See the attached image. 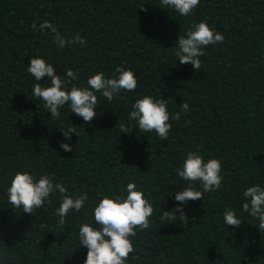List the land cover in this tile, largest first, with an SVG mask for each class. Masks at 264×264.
Wrapping results in <instances>:
<instances>
[{"label": "trees", "instance_id": "trees-1", "mask_svg": "<svg viewBox=\"0 0 264 264\" xmlns=\"http://www.w3.org/2000/svg\"><path fill=\"white\" fill-rule=\"evenodd\" d=\"M161 0H0V260L3 264H83L73 213L63 226L51 205L23 213L3 196L16 171L53 175L69 195L88 193L89 209L101 195L119 193L135 182L152 203L151 226L137 230L129 264H264V229L240 209L247 186L264 184V0H201L182 17ZM57 33L86 44L59 49ZM206 21L224 35L209 45L201 68L176 62L175 43ZM44 57L58 74L75 71L77 86L117 66L138 77L135 92L109 102L102 97L97 117L84 122L66 108L51 118L32 95L31 58ZM45 80L47 77L44 78ZM43 83V82H41ZM142 95L166 101L172 129L167 140L141 133L126 116ZM189 111H182L183 103ZM75 133L65 140L62 130ZM122 128L127 133H121ZM72 151L60 148V141ZM222 160L220 190L184 205V216L167 219L182 184L176 175L185 153L196 149ZM169 191L172 195L168 196ZM237 209L243 224L227 226L223 213Z\"/></svg>", "mask_w": 264, "mask_h": 264}, {"label": "clouds", "instance_id": "clouds-1", "mask_svg": "<svg viewBox=\"0 0 264 264\" xmlns=\"http://www.w3.org/2000/svg\"><path fill=\"white\" fill-rule=\"evenodd\" d=\"M200 2L161 0L162 8L172 9L182 17L193 15ZM31 27L34 31L51 30L55 34L54 43L59 49L71 43L86 44L80 35L71 40L61 37L48 21L40 23L38 28L33 22ZM223 41L222 33L210 27L206 21H201L180 35L172 55L176 62L200 69V58L205 55V48ZM27 72L35 81L32 85L33 97L40 100L47 113H51V118L56 120L61 118V111L66 108L84 122H91L97 117L101 102L97 93L99 97L111 102L118 99L122 92H135L138 87L136 73L121 66L116 67L111 77L104 72H96L81 86L73 84L78 79L75 71L68 69L63 75L58 74L55 66L41 56L31 58ZM189 110V104L183 103L182 111ZM126 118L130 122L135 121L141 133L155 132L161 140H167L172 129L166 101L153 95H142L136 99ZM127 132L122 128L121 133ZM62 133L65 140L70 141L75 131L69 126ZM72 147L71 143L60 141L63 151L71 152ZM222 163L218 158L206 159L198 148L185 153L181 166L175 170L182 184L177 185L179 190L174 194V209L171 212L164 211L165 218L174 219L177 215L185 217L184 205L187 202L203 198L205 192L220 190L224 181ZM170 195L172 193L169 191ZM3 196L13 209L22 208L23 213H34L36 209L51 205L54 199L58 200L55 216L61 226L73 213L83 211L87 219L78 224L79 247L87 249L83 264H129L130 254L135 252L133 238L137 230L149 229L150 218L154 215L152 203L135 182H128L118 194L101 195L89 209L87 192L69 195L65 183L57 181L55 176L37 175L24 169L12 175ZM240 209L255 219L260 229H264V184H254L244 189ZM223 222L235 228L243 224L237 209L232 207L224 211ZM0 264H3L2 260Z\"/></svg>", "mask_w": 264, "mask_h": 264}]
</instances>
